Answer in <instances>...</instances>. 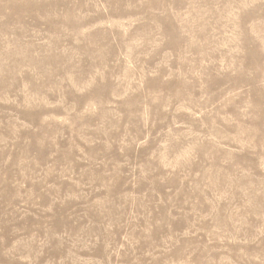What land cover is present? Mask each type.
<instances>
[{
    "label": "rangeland",
    "instance_id": "obj_1",
    "mask_svg": "<svg viewBox=\"0 0 264 264\" xmlns=\"http://www.w3.org/2000/svg\"><path fill=\"white\" fill-rule=\"evenodd\" d=\"M0 264H264V0H0Z\"/></svg>",
    "mask_w": 264,
    "mask_h": 264
}]
</instances>
